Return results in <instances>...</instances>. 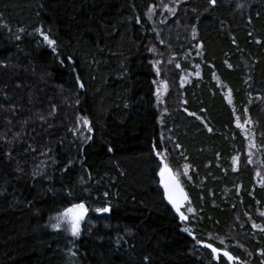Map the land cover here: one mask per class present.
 Listing matches in <instances>:
<instances>
[{
    "label": "trees",
    "instance_id": "trees-1",
    "mask_svg": "<svg viewBox=\"0 0 264 264\" xmlns=\"http://www.w3.org/2000/svg\"><path fill=\"white\" fill-rule=\"evenodd\" d=\"M157 2L0 0V264H226L209 243L237 258L227 264H264V232L243 240L247 249L234 243L243 239L239 221L250 227L249 213L264 207L235 125L250 117L264 152V0H183L175 16L196 31L202 70V81L177 89L212 126L179 110L168 91L166 122L191 177L180 179L189 194L183 221L159 174L174 167L164 152L184 157L162 135ZM177 20L162 34L184 54L188 34ZM80 203L89 212L78 236L49 226ZM104 207L111 211H96Z\"/></svg>",
    "mask_w": 264,
    "mask_h": 264
},
{
    "label": "rangeland",
    "instance_id": "rangeland-1",
    "mask_svg": "<svg viewBox=\"0 0 264 264\" xmlns=\"http://www.w3.org/2000/svg\"><path fill=\"white\" fill-rule=\"evenodd\" d=\"M182 2L183 0H158L155 7L152 8L150 12V19L153 22L155 29L154 31L156 33V42H154V44L152 45V51L154 54L155 69L157 72V90L159 89V94L157 91V97L162 113V135L166 145L173 146L177 143V154L180 157H184V159H177V161H175L174 156L171 155V151H169L167 155L164 152L163 157L164 160H167L168 158L172 165H174V167H172L171 164H168L170 169L179 179H182L183 176L191 179L189 164L186 156H183L184 153L179 150L181 149V144L177 142L175 133L173 131V125L166 122L165 116L171 111L167 103L168 100L166 99L168 91L170 89H173L175 91L176 100H179V110L190 115H196L198 119L202 120L204 126L208 130L210 129L209 131H212V126L204 119V117L199 112L192 111L185 106L186 100L183 98V93L178 90L186 88L191 83H194V80H197L198 82L202 81L201 62L199 61L201 44L198 42L196 31L190 28L187 20L185 21L181 20L180 17H175L176 14L179 13V6ZM168 9H172L173 11H169ZM175 20H177V23H179V27H184L187 30L186 32L188 34V37L186 38V43L190 44V48L188 49L189 46L187 45L186 49L188 50H186L184 54L176 52L174 48H172L169 43L163 38L162 33L167 28L163 30L162 26L167 25V27H169V25H171ZM186 25H188L189 27ZM164 83L167 84L166 90L163 88ZM260 96L261 94H259V97ZM238 124L242 126H238ZM235 125L244 134L247 140L246 154L248 156V161L255 166L256 183L257 185H264V152L261 150V147L256 141V124H254L253 120L249 117L247 120L237 119ZM231 162L233 171H237L242 164L241 150H237L234 152L231 158ZM60 214L61 213L55 214L48 218V224L50 227L54 228L53 224L57 223V218L60 216ZM83 220L81 221V223L83 222ZM246 220L250 227L244 228L245 226L242 225V222L240 221V224H238L239 235L243 239L236 240V237H234L235 235H233V237L235 238L234 243L238 244L241 249H247L249 246L243 240L247 241L253 235H259V233L264 232V207L261 209H256V212L254 213H249ZM60 228H64L67 231L71 232L67 229V225L63 222L61 223ZM243 228L245 230H242ZM229 234L230 236L226 237L227 240L229 238H232L230 232ZM225 249L228 251L227 247ZM230 262L233 263L234 260ZM239 264L255 263L246 260L243 263Z\"/></svg>",
    "mask_w": 264,
    "mask_h": 264
},
{
    "label": "snow or ice",
    "instance_id": "snow-or-ice-1",
    "mask_svg": "<svg viewBox=\"0 0 264 264\" xmlns=\"http://www.w3.org/2000/svg\"><path fill=\"white\" fill-rule=\"evenodd\" d=\"M210 3L212 5H215L216 0H210ZM169 11H173L172 9H168ZM40 31V30H38ZM41 35L43 36L44 41L47 42L48 45H55L56 41L53 39H50L48 35L44 34L41 31ZM19 38V37H17ZM198 74V73H197ZM80 87L83 88V83L80 84ZM163 88L167 89V84H163ZM159 94V89L157 90ZM194 115V114H193ZM82 124L86 127H88V131L91 132V126L89 121L86 118H81ZM238 126H242L239 125ZM210 130V129H209ZM90 139V137H88ZM157 156H161L160 152H156ZM163 159V157H161ZM160 177H161V183L164 186L165 194L167 196L168 201L173 205L176 212L180 214L181 219H187V217L184 216V213L181 212V207L183 205V202L187 199L186 195L183 192V189L180 187L179 181L176 179L175 174H173L172 170L168 166V164L164 163L163 167L160 169ZM107 195V193H105ZM88 209L85 207L83 203L73 205L70 208H67L63 213L60 214V216L57 218V223L53 224V227L56 229H59L61 227V223H65L67 225V229L71 231V234L73 236H78L80 234V224L81 221L84 219ZM97 212L107 213L111 211L110 207H104L96 209ZM191 211V209H189ZM255 227V225H254ZM187 231V229H185ZM223 241H221V244ZM207 248H210L211 251L216 254V258L219 259L222 256L226 258V264L227 261H233L237 258L233 257L229 251L227 250H221L216 247H213L212 244H206Z\"/></svg>",
    "mask_w": 264,
    "mask_h": 264
},
{
    "label": "water",
    "instance_id": "water-1",
    "mask_svg": "<svg viewBox=\"0 0 264 264\" xmlns=\"http://www.w3.org/2000/svg\"><path fill=\"white\" fill-rule=\"evenodd\" d=\"M173 174H174V173H173ZM175 176H176V175H175ZM176 179L179 181L180 187L183 189V192H184V194H185L186 197H187V199L183 202V205H182V207H181V212H183V213H184V216L186 217V214H185V212H184V208H185V206H186V204H187V202H188V200H189V194H188L187 189L183 186L182 182L180 181V179H179L177 176H176ZM161 184H162V183H161ZM162 187H163V191H164V198H165V201H166L167 204L171 207V209L173 210V212L175 213V215L180 219V221H183L184 219H181V218H180V214L176 212V210H175V208L173 207V205L168 201L167 196H166V194H165V189H164L163 184H162ZM88 212H89V211H87V213H86V215H85L84 218H86V216L88 215Z\"/></svg>",
    "mask_w": 264,
    "mask_h": 264
}]
</instances>
